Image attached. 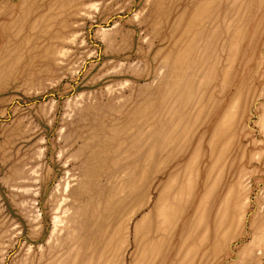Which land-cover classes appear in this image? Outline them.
<instances>
[{
  "label": "rangeland",
  "instance_id": "374dc122",
  "mask_svg": "<svg viewBox=\"0 0 264 264\" xmlns=\"http://www.w3.org/2000/svg\"><path fill=\"white\" fill-rule=\"evenodd\" d=\"M0 264H264V0H0Z\"/></svg>",
  "mask_w": 264,
  "mask_h": 264
}]
</instances>
